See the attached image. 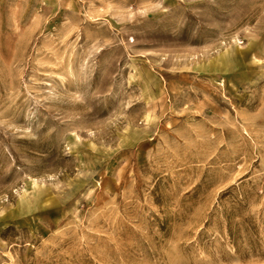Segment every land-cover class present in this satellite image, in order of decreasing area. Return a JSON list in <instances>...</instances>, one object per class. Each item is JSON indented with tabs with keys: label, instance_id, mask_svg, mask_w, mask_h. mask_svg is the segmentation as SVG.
I'll list each match as a JSON object with an SVG mask.
<instances>
[{
	"label": "rangeland",
	"instance_id": "rangeland-1",
	"mask_svg": "<svg viewBox=\"0 0 264 264\" xmlns=\"http://www.w3.org/2000/svg\"><path fill=\"white\" fill-rule=\"evenodd\" d=\"M0 264H264V0H0Z\"/></svg>",
	"mask_w": 264,
	"mask_h": 264
}]
</instances>
